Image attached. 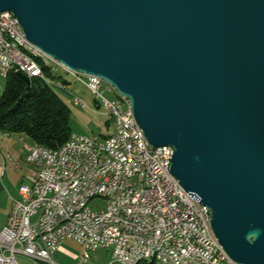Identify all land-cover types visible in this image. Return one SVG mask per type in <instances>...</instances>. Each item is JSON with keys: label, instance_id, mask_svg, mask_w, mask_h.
<instances>
[{"label": "water", "instance_id": "obj_1", "mask_svg": "<svg viewBox=\"0 0 264 264\" xmlns=\"http://www.w3.org/2000/svg\"><path fill=\"white\" fill-rule=\"evenodd\" d=\"M4 11L43 52L128 97L230 257L264 264V0H0Z\"/></svg>", "mask_w": 264, "mask_h": 264}, {"label": "built area", "instance_id": "obj_2", "mask_svg": "<svg viewBox=\"0 0 264 264\" xmlns=\"http://www.w3.org/2000/svg\"><path fill=\"white\" fill-rule=\"evenodd\" d=\"M4 31L26 35L12 11L0 13V74L28 71L31 79L52 83L19 55ZM49 58L57 70L61 66L75 72L113 114L117 146L115 153H108L106 144L93 134H72L62 144L61 156H53V148L38 142L27 146V160L40 167V174L29 173V183L22 184L19 196L12 198L7 221L0 228V264H20L17 254L30 257L34 264H53L54 253L66 239L83 246L76 264H89L91 251L100 246L113 248L111 264H138L154 251L166 252L162 264H216V256L243 264L220 243L211 210L191 200L172 173L173 148L151 144L135 122L128 97L107 83L105 89L116 93L110 99L101 91V77ZM74 100L76 105L86 104L77 95ZM120 153H129L130 167L122 166ZM98 196L106 199V208L100 211L89 205Z\"/></svg>", "mask_w": 264, "mask_h": 264}, {"label": "trees", "instance_id": "obj_3", "mask_svg": "<svg viewBox=\"0 0 264 264\" xmlns=\"http://www.w3.org/2000/svg\"><path fill=\"white\" fill-rule=\"evenodd\" d=\"M42 69L48 76L54 74L51 67L40 59ZM66 80L63 84L66 85ZM71 108L56 92L54 86L42 78H33L30 88L19 76L18 71L10 70L0 95V130L22 132L34 142L58 149L73 134L69 119ZM108 134L104 135L107 136ZM138 264H155L154 259L142 260Z\"/></svg>", "mask_w": 264, "mask_h": 264}, {"label": "rangeland", "instance_id": "obj_4", "mask_svg": "<svg viewBox=\"0 0 264 264\" xmlns=\"http://www.w3.org/2000/svg\"><path fill=\"white\" fill-rule=\"evenodd\" d=\"M54 74H61V77L56 79L55 77L48 76V79L52 81L51 84L54 86L56 92L71 108L69 123L73 134H93L98 136L100 139H103L104 135L116 131V126L112 117L105 112L102 105H100V100H96L88 88L78 82L71 73L66 72L61 66L58 70H55ZM65 80L67 81V89L61 88L60 86L63 85L58 82H64ZM5 83L6 77L0 74V95L4 89ZM106 85L107 82L104 81L101 91L104 92L106 97L110 99L115 98L116 93L112 90L105 89ZM76 95L81 97L84 102H86V107L74 104V96ZM89 205L94 210L100 211L106 208V199L98 196L92 199ZM66 243L71 244L75 252H81L82 254L83 246L79 242L68 240ZM112 251V247H97L95 250L91 251L90 264H111ZM16 259L20 264H34V261L26 255L17 254ZM65 263L74 264L72 258H68Z\"/></svg>", "mask_w": 264, "mask_h": 264}, {"label": "crops", "instance_id": "obj_5", "mask_svg": "<svg viewBox=\"0 0 264 264\" xmlns=\"http://www.w3.org/2000/svg\"><path fill=\"white\" fill-rule=\"evenodd\" d=\"M64 87L68 88L67 82ZM74 104L76 105L75 101ZM79 106L86 107L87 104ZM32 143L33 140L25 133L0 130V228L7 221L12 198L19 196L22 184L29 183V173L34 165L27 160L29 153L27 146ZM10 158L13 163L10 162ZM68 240L76 241L66 239L54 253L53 264H66L68 258H72L74 264L79 261L81 252H75L72 245L66 243Z\"/></svg>", "mask_w": 264, "mask_h": 264}, {"label": "bare ground", "instance_id": "obj_6", "mask_svg": "<svg viewBox=\"0 0 264 264\" xmlns=\"http://www.w3.org/2000/svg\"><path fill=\"white\" fill-rule=\"evenodd\" d=\"M20 26L23 29L21 23H20ZM4 38H10V42L14 43V46L18 47L19 55L23 59L29 60L33 66L40 69L43 72L45 77H46L45 72L42 69L41 64L38 61V59H40V61H42L44 64L50 66L53 72L57 70L55 63L50 61L49 55L43 52L42 50L40 51L36 49V47L33 46L31 42L28 40L26 35H17L16 31H4ZM65 71L71 73L75 77V79L81 84H83L86 88H88V90H90L93 96L95 97V92L90 87H88L86 82H82V79L78 78L75 72H71L70 70H65ZM20 72L25 73L31 78V74L28 71H20ZM61 84L63 85V82H61ZM129 104H130L131 111H133V115H134V110H133L130 100H129ZM102 108H104L105 112L108 113L112 117L114 124L116 126L115 132L110 133L107 136H104V138L102 139V144H106V151H108V153H115V146H117V139H118L117 121L113 117L112 113L107 112L106 105H102ZM134 119H135V122H137L135 116H134ZM142 131H144L143 128H142ZM164 146L171 147L168 145H164ZM61 149H62V146L59 147L58 149H53V156H61ZM29 162L34 165L30 173L40 174V167L37 166V164H35L34 162H31V161ZM120 163L122 164L123 167L131 166V159L129 157V153H120ZM187 196H189V198H191V200H193L194 202H202L200 195L194 191L187 190ZM211 222H212V212H211ZM148 259H154L155 264H162L163 262H165L166 252L154 251L152 256ZM142 260H147V259H139V262ZM189 264H196V263H189ZM216 264H236V262L226 259L225 256H216Z\"/></svg>", "mask_w": 264, "mask_h": 264}, {"label": "clouds", "instance_id": "obj_7", "mask_svg": "<svg viewBox=\"0 0 264 264\" xmlns=\"http://www.w3.org/2000/svg\"><path fill=\"white\" fill-rule=\"evenodd\" d=\"M258 231V230H257Z\"/></svg>", "mask_w": 264, "mask_h": 264}]
</instances>
